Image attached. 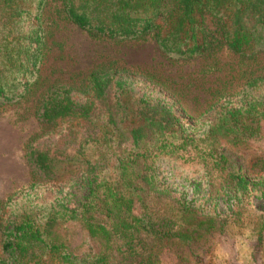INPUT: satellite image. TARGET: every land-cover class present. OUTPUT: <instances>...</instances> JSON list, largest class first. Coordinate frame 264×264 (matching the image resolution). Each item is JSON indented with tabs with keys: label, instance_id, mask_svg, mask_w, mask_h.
<instances>
[{
	"label": "rangeland",
	"instance_id": "374dc122",
	"mask_svg": "<svg viewBox=\"0 0 264 264\" xmlns=\"http://www.w3.org/2000/svg\"><path fill=\"white\" fill-rule=\"evenodd\" d=\"M65 1L46 0L42 7L41 60L25 96L0 104V258L6 259L0 264H20L10 258L7 233L23 221L46 232L57 231L68 251L79 258L95 242L98 246L99 241L78 222L49 224L50 213L67 201L71 208L77 207L88 195L89 160L99 162L98 171L117 177L120 154L131 150L132 131L139 127L144 128L139 144L142 150L153 151L148 163L159 185L168 188L175 202L182 200L213 219L202 218L191 243L163 239L151 261L136 250L122 264H264L263 219L258 216L264 214V190L259 188L264 178V122L261 135L252 140L259 144L261 159H254L249 150L227 153L228 169L245 172L254 185L245 195L231 191L226 172L212 157L190 156L171 146L153 149L162 114L170 121L164 132L180 137L208 130L218 123L222 110L240 100H264V84L246 88L251 77H264V50L233 52L221 23L207 13L211 48L201 56L174 58L158 46L154 31L125 38L79 27L66 13ZM92 72L108 81L110 111L97 102L85 122L39 118L48 95L62 86L72 88L78 102L92 101L94 94L87 87ZM34 148L60 150L53 174L29 162L28 153Z\"/></svg>",
	"mask_w": 264,
	"mask_h": 264
},
{
	"label": "trees",
	"instance_id": "16d2710c",
	"mask_svg": "<svg viewBox=\"0 0 264 264\" xmlns=\"http://www.w3.org/2000/svg\"><path fill=\"white\" fill-rule=\"evenodd\" d=\"M45 2L0 0V104L25 96L37 73L44 43L39 19ZM65 11L79 27L111 37L130 38L154 31L158 46L174 58L201 56L211 48L205 23V15L211 13L221 23L224 39L233 52L255 54L264 50V0H66ZM261 84L264 77L254 76L247 81L246 88L251 90ZM87 87L94 97L86 103L78 102L68 86L50 93L39 110V118L47 122L71 118L85 122L95 111L97 102L110 111L108 81L104 76L92 72L87 77ZM254 102L240 100L238 105L222 110L218 123L208 130L201 134L182 133L180 137L164 132L170 121L162 114L153 149L171 146L172 150L180 149L190 156L203 153L212 157L226 172L231 191L245 195L254 185L245 172L228 169L230 154L227 153L249 150L254 152V159L258 157L259 144L252 140L261 135L264 100ZM143 134V127L132 131L133 147L121 152L117 177L98 171L99 162L89 160L92 175L87 177L88 195L77 207L71 208L67 201L50 213L49 224L78 222L99 241L98 246L95 242V247L79 258L74 256L75 252L68 251L57 231L46 232L32 227L30 221H23L7 233L12 245L10 258L20 264H30L29 259L33 264H122L136 250L151 261L156 256V245L163 239L189 243L195 240L197 229L204 222L202 218L213 217L200 214L182 200L175 202L168 188L159 185L148 163L153 151L142 150L139 144ZM58 153V149L34 148L29 151L28 159L51 175L58 163ZM260 183L259 188L264 190V178ZM172 213L180 218L174 220ZM1 215L0 205V230ZM258 216L263 219L262 233L264 214ZM0 262L6 263V259L0 258Z\"/></svg>",
	"mask_w": 264,
	"mask_h": 264
}]
</instances>
